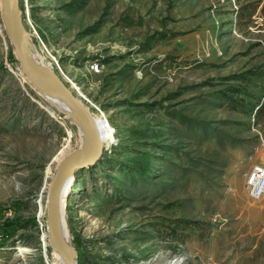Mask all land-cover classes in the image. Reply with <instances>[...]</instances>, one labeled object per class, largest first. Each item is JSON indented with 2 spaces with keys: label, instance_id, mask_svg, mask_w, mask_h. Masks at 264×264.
Listing matches in <instances>:
<instances>
[{
  "label": "rangeland",
  "instance_id": "374dc122",
  "mask_svg": "<svg viewBox=\"0 0 264 264\" xmlns=\"http://www.w3.org/2000/svg\"><path fill=\"white\" fill-rule=\"evenodd\" d=\"M20 11L40 61L114 129L63 205L78 264H264V195L246 187L264 165V0H20ZM80 144L26 77L0 0V264H63L47 195Z\"/></svg>",
  "mask_w": 264,
  "mask_h": 264
},
{
  "label": "water",
  "instance_id": "95a60500",
  "mask_svg": "<svg viewBox=\"0 0 264 264\" xmlns=\"http://www.w3.org/2000/svg\"><path fill=\"white\" fill-rule=\"evenodd\" d=\"M1 3L7 34L26 77L40 93L59 94L70 106V110L64 114L74 120L83 131L81 150L70 154L59 164L47 195L50 245L62 256L63 264H78L77 255L66 242L62 231L60 199L63 194L68 193L79 171L90 168L99 161L104 146L101 143L99 124L88 109L84 101L86 99L80 97L51 64L42 63L34 57L20 11V0H1Z\"/></svg>",
  "mask_w": 264,
  "mask_h": 264
},
{
  "label": "bare ground",
  "instance_id": "6f19581e",
  "mask_svg": "<svg viewBox=\"0 0 264 264\" xmlns=\"http://www.w3.org/2000/svg\"><path fill=\"white\" fill-rule=\"evenodd\" d=\"M25 35L27 33H24ZM28 36L30 37V35L28 34ZM28 43L30 44V47L32 49V52H33V55L34 57L40 61L41 60V56L40 54L34 52V46H33V43H32V40L31 38H29L28 40ZM54 60V59H53ZM42 61V60H41ZM40 61V62H41ZM73 88H74V91L77 92V94L82 97V98H85L87 99V97L82 93V91L80 89L77 88V85L71 80L70 81ZM43 96H44V99L49 102L50 104H52L54 107L60 109L63 113L65 111H68L70 110V106L67 104V102L59 95V94H45L43 93ZM91 101L89 100V103ZM91 104L94 106L95 104L91 102ZM89 109V108H88ZM103 113V112H102ZM104 114V113H103ZM105 115V114H104ZM106 116V115H105ZM103 118H101L100 114H99V118L100 119H96L94 116V120L96 121V123L99 124V128H100V131H101V143L102 144H111L113 141H114V129L113 127L111 126L110 122L107 120V117H104L102 116ZM79 134H80V141H81V144H80V147L79 149L76 151L79 152L81 150V147H82V142H83V131L81 129V127L79 126ZM67 195L68 193H66L65 195L63 194L61 199H60V205H61V209H62V231L64 233V236H65V239H66V242L70 245L71 249L76 253V251L73 249L72 247V244L70 242V232H69V226H68V223H67V220L65 218V214H64V209H63V205L65 203V200L67 198ZM30 255H32V253H30Z\"/></svg>",
  "mask_w": 264,
  "mask_h": 264
},
{
  "label": "built area",
  "instance_id": "2783aa9c",
  "mask_svg": "<svg viewBox=\"0 0 264 264\" xmlns=\"http://www.w3.org/2000/svg\"><path fill=\"white\" fill-rule=\"evenodd\" d=\"M95 69H98V66ZM246 187L253 199H260L264 195V165H255L252 168L246 181Z\"/></svg>",
  "mask_w": 264,
  "mask_h": 264
}]
</instances>
